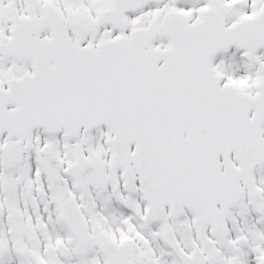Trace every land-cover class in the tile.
<instances>
[{"label":"snow or ice","instance_id":"1","mask_svg":"<svg viewBox=\"0 0 264 264\" xmlns=\"http://www.w3.org/2000/svg\"><path fill=\"white\" fill-rule=\"evenodd\" d=\"M0 264H264V0H0Z\"/></svg>","mask_w":264,"mask_h":264}]
</instances>
